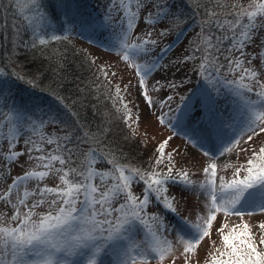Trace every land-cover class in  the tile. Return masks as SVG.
Listing matches in <instances>:
<instances>
[{
	"label": "snow or ice",
	"instance_id": "obj_1",
	"mask_svg": "<svg viewBox=\"0 0 264 264\" xmlns=\"http://www.w3.org/2000/svg\"><path fill=\"white\" fill-rule=\"evenodd\" d=\"M18 2L20 0H12L13 4ZM31 3H36V0H31ZM109 4L119 13V27L123 30L120 58L134 70L143 89L142 94L151 106L147 80L161 65L155 61L139 64L134 57L147 54V45L156 41L141 38L139 42H129L130 33L139 18L154 17L148 22L160 23L171 14V10L165 11L167 6L158 4L156 0H109ZM210 5L203 12L198 42L184 61L199 58V75L209 73L211 76L215 73L218 78L222 69L234 75L226 83L237 85L233 92L247 113L246 134L248 141H252L254 136L264 134V80L260 79L264 72V37H258L259 32L264 30V0H248L247 4L240 0H231V3L210 0ZM108 16L111 20V11ZM258 38L260 45H256ZM52 39L59 37L52 36ZM40 43L45 41L41 39ZM254 46L260 51L249 53L247 50ZM221 60L224 62L221 63ZM104 74L107 76V73ZM159 83L156 82L157 85ZM165 87L174 89L177 84L168 82ZM252 92H255L256 99L248 95ZM116 97L121 101L123 99L119 86ZM167 99L171 100V97ZM207 102L209 105L215 103L211 94ZM123 107L125 118L131 120V110L126 104ZM4 108H9V112L4 113ZM21 111L15 106L11 88H6L0 81V138L8 143V150L3 156L4 164L18 163V158L27 153L29 160L39 161L36 169H40L15 176L7 189L0 192V201L10 206L11 211L8 223L0 218V264H104L101 253H111L115 264H137L138 260L147 264L149 259H158L163 264L165 258L175 252L176 246L162 233L164 225L160 217L149 216L146 212L150 203L149 193L154 194L164 207L175 212L176 197L169 195L167 185L171 182L187 190V186L194 183L187 171H174L172 153L165 152L171 137L158 145V155L151 170L126 169L113 160L109 161L112 169L102 171L93 166L94 152L89 154L83 168L78 169L70 166L71 150L66 148V144L53 139H47L46 143L56 144L57 149L63 148L68 153L67 159L62 154L45 153L42 145L30 140L24 142L31 143L32 147L23 152L16 150L25 125ZM158 119L164 123L162 117ZM40 123L43 124V120ZM65 139L71 142V137ZM234 143L241 145L243 141ZM34 151L40 154L33 156ZM232 151V147L225 146L220 155ZM241 151H248V148L241 147ZM203 155L208 157L209 152L205 151ZM165 157L168 160L166 173L157 171V166L164 163ZM56 162L60 167H56ZM216 169L214 162L203 168L205 182L200 187L207 195L206 214L198 216L196 222L185 220L183 235L177 233V243L183 245V252L180 253L183 264H193L191 257L201 241L211 236L217 213L243 217L245 212L241 209L249 207L264 213V146L252 150L245 165L236 168L231 179L220 176L217 184ZM50 174H60V182L54 187L47 184L41 186ZM136 179L145 184L143 198L137 197L131 190ZM29 181H35V186L26 187ZM120 199L123 203L115 207L114 202ZM45 205L50 209L47 213L37 211ZM226 227L222 224L217 229L221 233L222 249L217 248L215 253L210 254L207 264H264V249L259 248L264 245V234L257 242L247 223L233 225L227 233L224 231ZM259 227L264 229V224ZM139 232L145 235L137 241L135 236ZM176 259L173 257L171 264H176Z\"/></svg>",
	"mask_w": 264,
	"mask_h": 264
},
{
	"label": "rangeland",
	"instance_id": "obj_2",
	"mask_svg": "<svg viewBox=\"0 0 264 264\" xmlns=\"http://www.w3.org/2000/svg\"><path fill=\"white\" fill-rule=\"evenodd\" d=\"M2 1L0 0V3ZM107 1L108 13L111 11V20H108V27H104L98 20L85 21L83 12L71 17L69 20L66 16H63L62 19L65 21L64 27L69 40L66 46L79 54L83 63L90 65H88L89 72L94 69L97 73V76L95 75L96 79L89 76L92 83L90 85L92 89L99 93L101 101L104 102L103 107L109 110V106H111L117 116L114 115V119H121V124H125L130 130L129 132L132 131L134 137L138 139L132 140V142H124L120 139L123 148L134 155L132 157L134 163H132L136 167L139 169H144L147 165L153 167L155 158L158 155L156 152L158 145L171 137L165 152L172 153L173 163L175 164L174 171H187L189 178L194 182L192 185L187 186V190H183L184 186L173 185L171 182L167 185L169 195L176 197L174 203L175 213L181 217L183 222H176L163 203L155 199L152 193L148 194L150 203L146 208V212L149 216L160 217L164 225L163 235L176 246L175 252L167 256L163 264H171L173 257H177L176 264H183V258L180 256V253L183 252V245L177 243V233L183 235L182 229L185 220L196 222L198 216H204L207 212V195L200 187L205 182L203 168L209 163H216L217 184H219L220 176H223L226 180L231 179L235 169L245 165L246 160L251 156V151L264 146V134L254 136L252 141H248L246 134L247 113L243 109L239 98L234 95L233 91L226 90L227 87H220L219 83L213 86L217 82L215 80L218 79L216 74L209 79H206V77L201 79L202 75H199L197 71L199 63L194 60L184 61V57L192 53L198 42L200 26H190L183 29L176 25L174 18L179 11L178 0H171L167 4L164 2L166 0H156L158 4L167 6L165 11L170 8L171 14L160 23L148 22V19H154V17L139 18L136 21L137 26L130 33L129 42H139L141 38L156 41L155 44L147 45L149 49L147 54L141 53L134 57L135 62L139 64H148L155 61L158 65H161L153 71L147 80V92L152 98V105L149 106L142 94L143 89L138 84V77L135 75L134 70L120 58L121 41L124 38L123 30L119 27L121 21L118 18L119 13L109 4V0ZM44 3H46L45 0H36V3H31V0H28L27 3L23 2L22 7L19 3V9L21 7L20 12H22L24 18L31 19L40 25V23H44V19L40 15L43 13L42 5ZM37 5H39V8ZM33 15L37 16L31 17ZM141 17H143V13H141ZM199 22H201V19H199ZM165 29L166 31H164ZM162 32L163 34H161ZM149 33H151L150 36ZM261 36L264 37V34L258 35V37ZM259 51V47L254 50V52ZM38 59L41 60L40 57ZM257 63V61H254V64ZM15 65L19 68H17L18 70L23 71L22 65L18 61L15 62ZM37 65L36 69L40 70L46 67L44 63ZM34 73L36 74L37 71H34ZM104 73H107V76ZM87 74V70H83L81 79H87ZM236 75H239V73H236ZM29 78L31 79V77ZM260 79L264 80V72L261 73ZM157 81L160 82L159 85L156 84ZM168 82L176 83L177 87L174 89L165 87ZM117 86L120 88L122 101L116 97ZM5 87L9 88V85L5 84ZM201 87H206L212 93L216 103L214 111L211 110L210 106H207L209 104L204 95H201L202 102H199L198 91L201 93ZM253 87H256L255 84H253ZM15 91L11 90L15 106L17 109L22 110L21 114L25 119L21 137L19 142L16 143V150L23 152L25 149L32 147L31 143L26 144L24 142L30 140L36 145H42L45 153L54 152V154L63 155V148L57 149L56 144L49 145L46 141L47 139H53L60 144H65V138L71 137L72 141L68 149L76 154V161L79 164L82 163L79 169H82L91 150L87 149L86 139L84 140L86 144L78 143L77 137L74 135L78 125L69 126L57 121L53 122L49 117V112H53L51 107L42 105L38 100H35L33 105H31V101L19 103ZM248 95L252 99H256L255 92ZM91 96H93L91 90L88 91V94L86 91L84 92V97L89 99V103L92 101ZM167 97H171V100H168ZM195 97H197V102L200 105L207 106L205 112H201L200 105L196 107L193 104ZM125 104L127 109L131 110V120L125 118L126 110L123 107ZM187 106L188 111H186ZM9 110V108H4L2 111L8 113ZM65 117H67V114H65ZM158 117H162L164 123H160ZM41 120H43V124L40 123ZM119 127L121 126L119 125ZM91 129L94 132V135L91 132V136L94 138L98 133L96 128L91 127ZM114 133L116 134H113V137L118 135L116 131ZM74 136L75 138H73ZM234 141H243V143L235 145ZM225 146L232 147L233 151L221 156L220 154ZM241 147L248 148V151H241ZM7 150L8 143L0 138V192L7 189L15 176L22 175L28 170H40L36 169L39 161L29 160L27 153L18 158V163L9 162L5 166L3 156ZM205 151L209 152L208 157L203 155ZM39 154L35 151L32 153L33 156ZM65 159H67V155ZM94 159L93 166L99 170H111L113 167L108 163L106 166L96 155ZM167 165L168 160L165 157L164 163L157 166L156 170L166 173ZM68 166L65 165V167ZM56 167H60L58 162H56ZM59 175L50 174L41 182V186L47 184L49 187H54L60 182ZM242 175L243 172H241ZM71 178L70 176L69 179ZM35 183V181H29L25 186L32 188ZM131 190L137 197L143 198L144 182L136 179ZM120 203H123V199L114 202V206L118 207ZM49 210L46 205L37 209L40 213H47ZM241 211L245 212L243 217L226 216L222 212L217 213V219L212 225L211 236L201 241L191 257L193 264L195 262L207 264L210 254L215 253L217 248L222 249L221 233L217 231L222 224L227 225L224 229L227 233L233 225L247 223L255 235V239L257 242L259 241L260 236L264 234V229L259 227L260 224H264V213L250 207L241 209ZM248 213H251V215ZM10 215V206H5L4 202L0 201V218L8 223ZM144 235V232H139L136 234L135 239L140 241L144 238ZM213 241H215V244H213ZM259 247H262V245ZM101 258L104 260V264H115V257L111 253H101ZM137 264H141V262L138 260ZM147 264H161V262L158 259H149Z\"/></svg>",
	"mask_w": 264,
	"mask_h": 264
},
{
	"label": "trees",
	"instance_id": "obj_3",
	"mask_svg": "<svg viewBox=\"0 0 264 264\" xmlns=\"http://www.w3.org/2000/svg\"><path fill=\"white\" fill-rule=\"evenodd\" d=\"M170 1L164 2L167 4ZM178 1L179 11L174 19L176 25L183 29L196 25L199 27L201 24L199 19L202 20L204 10L212 6L210 0ZM45 2L42 5L43 13L40 14L44 23H40V25L31 19L24 18L20 12L23 0L15 4L12 3V0H3L0 3V81H3L4 85H9L11 90H18L15 92L19 103L31 101L30 103L33 105L34 101L38 100L42 105L53 109V112H49V117L53 122L57 121L69 126L78 125L74 133L78 143L84 145L86 139L87 149L94 152L106 166L107 163L112 165L109 161L114 160L125 168L139 169L133 164L132 157L134 155L127 149L125 150L120 143V139L124 142H132V140L138 139L134 137L132 131L129 132L130 130L125 124H121V119H114L116 112L111 106H109V110L103 107L104 102L101 101L99 93L90 85L92 83L89 78L97 76V73L91 68L89 72L88 67L90 65L83 63L79 54L66 46L69 40L64 27L65 21L62 19L63 16L69 20L83 12L85 21L94 18L102 20L108 10V1L45 0ZM218 2L231 3V0H218ZM240 2L247 4L248 0H240ZM19 3L21 4L20 9ZM35 16L37 15L31 17ZM261 33L264 34V30L259 32V34ZM52 36L59 37V39L54 40ZM41 39L45 43L41 44ZM259 42L260 40L257 39L256 45H259ZM255 49L256 46L250 47L247 51L251 53ZM193 60L199 63V58ZM17 61L22 65L23 71L18 70L19 68L15 65ZM223 62L221 60V63ZM39 63H44L46 67L42 70L36 69ZM85 69L88 72L87 79H81ZM34 71L37 73L35 74ZM209 72L212 70L209 69ZM214 75L215 73L211 76ZM211 76L209 73H205L201 79L205 77L209 79ZM233 78L232 73L222 69L217 79L218 82L213 86L219 83L221 87V81H223L226 85L223 88L227 87L226 90L233 91L237 85L226 83L227 80ZM89 90L93 93L91 103L88 102V98L84 97V92L86 91L88 94ZM91 127L96 128L98 133L94 138L91 136V132L94 135ZM114 131L118 134L115 137H113V134H116ZM65 144L68 149L71 142H65ZM71 153L72 162L70 166L79 169L82 163L79 164L76 161V154ZM63 155L64 157L68 155L64 149ZM151 169L150 165L144 169L140 168V170L146 171ZM166 210L176 222H183L175 212L168 208ZM259 248L264 249V245Z\"/></svg>",
	"mask_w": 264,
	"mask_h": 264
}]
</instances>
